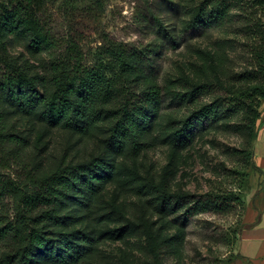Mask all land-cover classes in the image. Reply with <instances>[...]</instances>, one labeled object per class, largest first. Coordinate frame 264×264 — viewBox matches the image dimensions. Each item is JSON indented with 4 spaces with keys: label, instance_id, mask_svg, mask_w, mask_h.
I'll list each match as a JSON object with an SVG mask.
<instances>
[{
    "label": "rangeland",
    "instance_id": "rangeland-1",
    "mask_svg": "<svg viewBox=\"0 0 264 264\" xmlns=\"http://www.w3.org/2000/svg\"><path fill=\"white\" fill-rule=\"evenodd\" d=\"M207 1L51 0L48 4L53 32L63 43L79 44L89 64H105L108 77L120 74L133 95L153 84L163 91L148 147L136 157L116 154L121 171L104 183L82 217L62 229L94 230V252L80 264H156L147 228L165 239L174 237L165 246V264H248L239 235L245 200L264 187V171L257 161V152L264 155V144L258 146L264 101L247 82L252 59L237 34L239 11H231L223 23L190 27ZM11 51L50 78L47 52L30 51L27 39L12 42ZM118 54L129 64L123 75ZM196 86H206L198 102L179 98ZM244 99L249 113L238 111L237 104ZM213 102L223 105V115L194 122L189 140L176 147L173 133L198 106ZM6 116L8 132L26 142L19 152L13 143L0 146V179L17 191L0 193V228L20 225L21 229L20 196L37 190L43 176L104 155L112 121L107 118L88 132H79L49 124L40 107L27 113L6 106ZM164 193L190 195L189 204L200 201L206 209L186 220L184 208L162 209ZM121 228L125 235L119 237ZM19 247L14 229L0 235V264ZM260 262L264 264V256ZM33 264L42 263L33 260Z\"/></svg>",
    "mask_w": 264,
    "mask_h": 264
},
{
    "label": "trees",
    "instance_id": "trees-1",
    "mask_svg": "<svg viewBox=\"0 0 264 264\" xmlns=\"http://www.w3.org/2000/svg\"><path fill=\"white\" fill-rule=\"evenodd\" d=\"M50 3L51 0H0V146L13 143L19 152L26 142L24 137L8 132L6 106H9L27 113L40 107L49 124L79 132H88L98 122L110 118L109 149L88 163L68 165L43 176L37 190L20 196L21 229L20 225L5 226L0 228V235L14 229L21 247L7 255L4 264H33V260L42 264H80L94 252L97 237L93 229L70 233L62 229L82 217L104 183L112 180L115 171H121L120 166L116 167V154L136 157L148 147L147 136L151 135L163 99V91L157 84L133 95L124 78L117 76L120 74L108 77L105 64H89L79 44L58 39L46 14ZM234 9L241 16L238 37L252 59L247 82L254 85L252 92L264 101V0H209L198 8L190 27L223 23ZM20 39L28 40L30 51L48 53L49 79L35 71L29 60H21L11 51V43ZM118 59L123 75L129 64L122 54H118ZM205 88L192 87L178 95L186 101L198 102ZM246 100L237 104L238 111L249 113ZM223 109L218 102L198 106L173 133V144L179 147L189 140L194 122L217 119L223 115ZM4 189L17 193L13 184L0 179V193ZM190 198L187 194L164 193L159 204L164 211L171 205L173 209L184 208L183 217L189 220L206 209L200 201L189 204ZM64 209L78 213L62 215ZM123 231L118 230L119 237L125 235ZM146 234L156 264H165L168 255L165 246L174 237L165 239L151 228L146 229Z\"/></svg>",
    "mask_w": 264,
    "mask_h": 264
},
{
    "label": "crops",
    "instance_id": "crops-1",
    "mask_svg": "<svg viewBox=\"0 0 264 264\" xmlns=\"http://www.w3.org/2000/svg\"><path fill=\"white\" fill-rule=\"evenodd\" d=\"M260 142L264 144V129L259 137ZM259 168L264 171V155L258 156ZM244 240L242 245V256L248 261V264H259L264 256V187L250 198L245 200V212L242 219V226L239 240Z\"/></svg>",
    "mask_w": 264,
    "mask_h": 264
}]
</instances>
